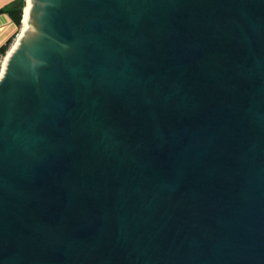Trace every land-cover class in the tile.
<instances>
[{
  "label": "water",
  "instance_id": "1",
  "mask_svg": "<svg viewBox=\"0 0 264 264\" xmlns=\"http://www.w3.org/2000/svg\"><path fill=\"white\" fill-rule=\"evenodd\" d=\"M15 7L0 264H264V0Z\"/></svg>",
  "mask_w": 264,
  "mask_h": 264
},
{
  "label": "crops",
  "instance_id": "2",
  "mask_svg": "<svg viewBox=\"0 0 264 264\" xmlns=\"http://www.w3.org/2000/svg\"><path fill=\"white\" fill-rule=\"evenodd\" d=\"M18 1L0 0V47L6 45L10 39L13 41L19 32V27L8 12L10 8L15 7Z\"/></svg>",
  "mask_w": 264,
  "mask_h": 264
},
{
  "label": "trees",
  "instance_id": "3",
  "mask_svg": "<svg viewBox=\"0 0 264 264\" xmlns=\"http://www.w3.org/2000/svg\"><path fill=\"white\" fill-rule=\"evenodd\" d=\"M9 15L13 19V21L17 24V26L20 28L21 26V8L20 7H12L8 10ZM11 43V39L7 42L6 45L0 47V53L4 54L6 50L8 49V46Z\"/></svg>",
  "mask_w": 264,
  "mask_h": 264
},
{
  "label": "built area",
  "instance_id": "4",
  "mask_svg": "<svg viewBox=\"0 0 264 264\" xmlns=\"http://www.w3.org/2000/svg\"><path fill=\"white\" fill-rule=\"evenodd\" d=\"M3 60H4V54L0 53V71L3 65Z\"/></svg>",
  "mask_w": 264,
  "mask_h": 264
},
{
  "label": "bare ground",
  "instance_id": "5",
  "mask_svg": "<svg viewBox=\"0 0 264 264\" xmlns=\"http://www.w3.org/2000/svg\"><path fill=\"white\" fill-rule=\"evenodd\" d=\"M26 18H27V9L25 8L24 20H23V26L22 27H24L26 25Z\"/></svg>",
  "mask_w": 264,
  "mask_h": 264
},
{
  "label": "rangeland",
  "instance_id": "6",
  "mask_svg": "<svg viewBox=\"0 0 264 264\" xmlns=\"http://www.w3.org/2000/svg\"><path fill=\"white\" fill-rule=\"evenodd\" d=\"M20 28H21V26H20ZM20 28H19V30H20ZM14 40H15V39H14ZM14 40L11 41L10 45L8 46V49H9V47L11 46V44L14 42ZM8 49H7V50H8ZM4 55H5V53H4Z\"/></svg>",
  "mask_w": 264,
  "mask_h": 264
}]
</instances>
